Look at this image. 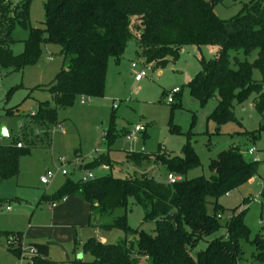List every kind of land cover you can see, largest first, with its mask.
<instances>
[{
  "label": "trees",
  "instance_id": "trees-1",
  "mask_svg": "<svg viewBox=\"0 0 264 264\" xmlns=\"http://www.w3.org/2000/svg\"><path fill=\"white\" fill-rule=\"evenodd\" d=\"M222 0H46L44 28L30 29L24 42V51L14 55L11 46L15 27L29 29L31 0H21L17 6L0 0V68L7 72L23 71L36 64L43 53V46L54 44L66 64L47 88L54 98L56 108L40 103L30 123L49 126L57 123V110L67 109L81 97L102 98L105 94L108 64L111 59L120 61L129 39L138 42L140 55L148 65L164 68L176 62L183 46L200 49L208 47L213 58H199L200 71L186 86L192 96L204 105L217 99V106L209 116L218 125L237 121L235 105L242 104L252 94L255 108L264 112V79L255 81L253 72L264 73V0L245 4L238 16L221 20L214 5ZM257 53L250 63L241 60ZM264 132L250 133L254 138ZM115 122L107 132L108 146L117 139ZM34 133H25L23 139L34 144ZM0 144V182L19 175L20 158L29 148ZM77 153V152H76ZM128 160L139 165L149 159L144 153L131 152ZM156 160L166 167L169 174L185 176L199 165L195 150L186 145L184 156L160 155ZM107 160L102 157L86 166L90 171ZM258 162H247L233 148L222 152L211 161L209 179L183 178L175 184L160 183L144 175L125 179L112 175L83 178L77 181L67 177L53 199L76 195L91 207V220L112 215L117 209L129 208V199L142 207L143 222H154V233L133 230L126 217H121L107 228H117L135 241L122 240L116 244L101 243L90 239L85 252L93 256L92 262L77 259L72 264H241L242 241H249V229L243 213L223 219L226 210L220 198L248 183L257 173ZM225 229L224 236L209 238ZM205 250L195 251L202 242ZM257 249L258 264L264 263V236L258 235L251 242ZM34 250L32 264H57L49 259L46 244L31 243ZM11 249V248H10ZM21 255V249H11Z\"/></svg>",
  "mask_w": 264,
  "mask_h": 264
},
{
  "label": "rangeland",
  "instance_id": "rangeland-1",
  "mask_svg": "<svg viewBox=\"0 0 264 264\" xmlns=\"http://www.w3.org/2000/svg\"><path fill=\"white\" fill-rule=\"evenodd\" d=\"M17 6L21 0H5ZM210 2L211 0H205ZM252 0H222L214 5V11L221 20H230L240 14L245 4ZM46 0H31L29 29L15 27L11 46L14 55L24 51V42L30 37V29L44 28L46 22ZM40 60L23 71L7 72L0 68V130L5 127L9 136L0 137V144L10 145L21 140L30 152L20 158L19 176L0 183V199H9L0 207V264H32L29 244L40 241L50 246V258L57 264H72L78 258L92 262L93 256L85 252L87 242L95 238L104 243L116 244L136 237L112 228L116 220L126 217L127 225L133 230L154 233V222H143L141 206L129 199V208L117 209L112 215L97 218L92 222L89 205L75 196L68 199H53L67 177L77 181L87 178L90 172L86 166L104 157L110 171L96 167L93 172L100 178L112 175L125 179L147 175L160 183H167L168 170L156 160L157 156H184V148L190 145L196 152L199 165L190 169L182 178L195 179L212 175L211 161L222 152L237 149L247 162L257 161V173L253 181L223 195L219 203L226 212L223 219L243 213V220L249 229V241L243 240V261L241 264H258L254 255L257 249L252 244L258 235L264 236V132L258 138L250 133L264 127V112L254 105L257 95L252 94L240 105H235L237 121L218 125L209 116L217 106V99H210L204 105L192 96L186 86L188 80L200 71L199 58L209 60L214 52L208 47L198 49L192 45L183 46L176 62H169L164 68L148 65L140 55L138 42L131 38L125 53L117 62L108 64L105 94L102 98H81L67 109L57 110V123L36 126L30 123V116L40 103L56 108L52 94L47 90L66 64L58 45L43 46ZM241 60L252 63L257 53ZM133 64L136 66L133 68ZM146 73L141 82H136L139 73ZM255 81H262L264 73L255 70ZM180 92L169 104V92ZM114 105L117 108L114 109ZM115 122L117 139L108 146L107 132ZM138 126L146 131L137 134V142L127 140L126 135ZM34 133L36 140L31 146L23 136ZM106 134V136H105ZM256 150L255 155L250 151ZM77 152V153H76ZM144 153L149 159L142 164L128 160V153ZM62 160L66 161L62 166ZM66 169L69 176L61 174ZM55 178L49 185L41 182L47 172ZM48 196V199L45 198ZM18 199L21 202L12 201ZM9 203V204H8ZM56 208H52L53 204ZM11 211H7L6 207ZM226 234L221 229L212 239ZM202 241L195 251L205 250ZM21 249L17 255L11 249ZM145 264V262H144ZM264 264V263H263Z\"/></svg>",
  "mask_w": 264,
  "mask_h": 264
},
{
  "label": "built area",
  "instance_id": "built-area-1",
  "mask_svg": "<svg viewBox=\"0 0 264 264\" xmlns=\"http://www.w3.org/2000/svg\"><path fill=\"white\" fill-rule=\"evenodd\" d=\"M132 67L135 68L136 66L133 64ZM145 76H146L145 72L139 73V74L136 75L135 81L136 82H141L144 79ZM179 92H180V90L177 89V88L173 89L172 91L169 92V98H168V103L169 104H173L174 103V98H175L176 95L179 94ZM85 101H86V98L85 97H81V102L84 103ZM116 108H117V105H114V109H116ZM32 114L35 115L34 112ZM145 131H146V128L144 126H138L133 131L128 132L127 135H126V138H127L128 141H130L132 143H136L137 142V134L145 132ZM105 136H106V134H105ZM17 147L18 148H22V143H19L17 145ZM255 153H256L255 149H252L250 151L251 155H255ZM61 163H62V166H65L66 161L62 160ZM100 167L104 171H109L110 170L109 166H107V165H101ZM61 174L66 176V175H68V171L66 169H62ZM55 175L56 174H54L53 172H50V171L47 172V174L44 177H42V179H41L42 184L43 185H49L51 183V181L55 178ZM87 178L95 179L96 176H95V174L93 172L90 171L88 173V177ZM182 180H183V178L181 176H179V175L169 174L167 183L168 184H175V183L180 182ZM30 254L33 256L35 254L34 250L30 249Z\"/></svg>",
  "mask_w": 264,
  "mask_h": 264
},
{
  "label": "crops",
  "instance_id": "crops-1",
  "mask_svg": "<svg viewBox=\"0 0 264 264\" xmlns=\"http://www.w3.org/2000/svg\"><path fill=\"white\" fill-rule=\"evenodd\" d=\"M213 52V51H212ZM191 80V79H190ZM189 81V80H188ZM86 98V97H85ZM114 108V107H113ZM34 113H36V112H34ZM129 132H131V131H129ZM142 133H144V132H142ZM2 145V144H1ZM6 146V145H5ZM110 171V170H109ZM70 175V173H68V175H66V176H69ZM107 175V174H106ZM19 176V175H18ZM17 176V177H18ZM64 176V175H63ZM16 177V178H17ZM13 179H15V178H13ZM8 181V180H7ZM250 181H253V178L250 180ZM4 182H6V181H4ZM4 182H0V183H4ZM65 183V182H64ZM58 192V191H57ZM71 196H75V197H77V198H79L78 196H76V195H71ZM45 198H47L48 199V196H45ZM68 199V197L67 198H65V201ZM80 200H82L81 198H79ZM12 201L14 202V201H16V202H21V201H19L17 198L16 199H12ZM5 202H11L9 199H0V207H2L3 206V204L5 203ZM85 202V201H84ZM87 203V202H86ZM9 204V203H8ZM88 204V203H87ZM89 205V204H88ZM57 207V205L54 203L53 205H52V208L54 209V208H56ZM89 207H90V205H89ZM6 210L7 211H11V208L8 206V207H6ZM89 217H91V207H90V213H89ZM101 243H104L102 240H99ZM31 243H41V244H46V243H43V242H40V241H32ZM30 243V244H31ZM48 247H49V256H50V246L48 245V244H46ZM49 259L50 260H52L50 257H49ZM78 259H82V258H78ZM53 261V260H52ZM53 262H55V261H53ZM56 263V262H55Z\"/></svg>",
  "mask_w": 264,
  "mask_h": 264
},
{
  "label": "water",
  "instance_id": "water-1",
  "mask_svg": "<svg viewBox=\"0 0 264 264\" xmlns=\"http://www.w3.org/2000/svg\"><path fill=\"white\" fill-rule=\"evenodd\" d=\"M9 134H8V131L5 127H1V130H0V137L1 138H5V137H8Z\"/></svg>",
  "mask_w": 264,
  "mask_h": 264
}]
</instances>
